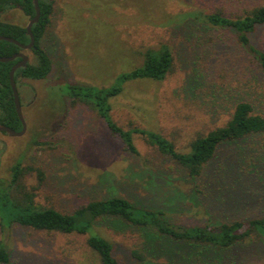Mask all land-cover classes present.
I'll use <instances>...</instances> for the list:
<instances>
[{
    "label": "rangeland",
    "instance_id": "1",
    "mask_svg": "<svg viewBox=\"0 0 264 264\" xmlns=\"http://www.w3.org/2000/svg\"><path fill=\"white\" fill-rule=\"evenodd\" d=\"M53 1L54 13L42 41L52 70L46 79L22 78L18 84L27 131L22 136L0 131V178L10 179L17 161L41 167L45 176L36 201L62 211L117 194L163 210L173 222L185 225L264 216V135L257 138L262 144L261 170L253 168L239 177L234 170L229 174L225 168L216 171L217 159L209 169L217 172L213 178L192 179L181 175L174 162L161 157L141 134L134 135L139 155L132 154L95 111L86 106L72 108L60 97L66 82L110 85L121 72L142 64L148 49L167 44L174 59L166 78L130 81L113 99L112 113L119 123L159 131L186 151L197 133L229 119L235 99L249 100L264 115V76L255 67L249 74L244 70L247 58L242 53L238 56L236 47L225 56L226 62L233 60L228 66L231 70H226L219 62L220 49L212 46L214 36L228 38L229 46L234 44L233 37L212 27L192 31L189 22L195 12L237 14L264 0ZM2 18L23 26L30 20L20 7L5 10ZM259 32L254 40L264 49V28ZM27 53L35 63V55ZM198 70L209 74L200 78L203 82L198 88L188 90L189 77ZM206 79L217 85L230 82L237 89L230 94L233 98L214 107L207 82L202 87ZM235 150L229 145L221 157L232 156ZM26 184H37L35 173L27 175ZM96 228L114 243L116 256L131 259L138 241L132 232H117L105 224ZM1 240L10 259L0 264H101L87 245L86 235L76 232L16 225L6 232L0 230ZM150 260L166 264L164 257ZM235 264H264L263 243L244 246Z\"/></svg>",
    "mask_w": 264,
    "mask_h": 264
},
{
    "label": "trees",
    "instance_id": "2",
    "mask_svg": "<svg viewBox=\"0 0 264 264\" xmlns=\"http://www.w3.org/2000/svg\"><path fill=\"white\" fill-rule=\"evenodd\" d=\"M39 5L40 18L32 26L35 45L29 50L35 55L36 62L29 60L25 66L15 71L17 85L22 78L46 79L52 70V59L42 41L51 23L54 1L39 0ZM14 7H20L30 18L35 15L34 0H0V35L29 43L26 26L2 18L5 10ZM189 22L192 31H207L212 27L233 37L234 44L230 43L229 46L226 42L228 38L221 36L219 39L214 36L212 45L220 49L219 54L223 56L219 62L226 70H231L228 66L233 60L229 58L226 62L225 56L236 47L239 50L238 56L242 53L247 58L248 64L244 70H248L249 74L255 67L264 76V49L254 40L264 28V4L237 14H226L221 10L195 12L193 17H189ZM199 22L204 26L199 25ZM20 51L24 50L16 43L0 40V55L11 56ZM20 59L17 57L11 61H0V124L16 130H21L22 123L15 105L10 70ZM173 59L172 50L167 44L159 49H148L142 64L121 72L112 84L98 86L86 82H66L60 97L72 108L86 106L95 111L110 133L117 136L124 149L132 154L139 155L134 135L141 134L161 157L171 159L177 171L189 178H213L217 172L210 173L209 169L217 159L215 170L225 168L227 174L234 170L240 177L253 168L261 170L262 144L257 138L264 135V115L257 113L249 100L232 101L233 111L229 119L206 133H197L189 141L186 151L180 150L174 140L159 131L132 122L125 126L114 118L113 99L125 91L126 85L138 79H165L172 68ZM194 74L196 75H191L188 80V90L191 91L198 88L199 82H203L200 78L205 79L209 71L206 74L204 70H198ZM206 82V88L213 96L214 107L228 102L233 98L230 94L234 89L237 90L230 82L217 85L209 83L207 79L202 87ZM229 145L236 147L233 155L221 157L222 150ZM33 173L37 177V184L28 186L27 175ZM44 176L41 167L17 161L11 167L10 179L0 178L1 232L12 230L17 225L48 232L84 234L87 245L98 255L101 264H155L150 260L152 257H164L166 264H235L244 246L254 241H261L264 245V216L247 220L234 219L216 225H185L173 222L163 210L138 205L130 198L117 194L91 199L72 211L44 206L36 201L37 190L41 187ZM98 224H105L117 232L127 230L136 236L138 241L131 249V259L116 256L114 243L97 230ZM9 259L8 247L1 240L0 263H6Z\"/></svg>",
    "mask_w": 264,
    "mask_h": 264
},
{
    "label": "water",
    "instance_id": "3",
    "mask_svg": "<svg viewBox=\"0 0 264 264\" xmlns=\"http://www.w3.org/2000/svg\"><path fill=\"white\" fill-rule=\"evenodd\" d=\"M34 6H35V15L30 18L28 24L26 25L27 33L30 37L29 43H22L13 37H10L7 35H0V40L3 39V40H8V41L14 42L24 50V51L17 52L11 56L0 55V61L1 62L11 61L17 57L21 58L19 61H17L12 66V68L10 70V81H11V86H12V90H13V94H14V100H15L17 113H18L19 118H20L21 123H22V128H21V130H16V129L8 126V125L0 124V131L6 132L11 136H22L27 131V123H26V120L24 118V114H23V110H22L21 97H20V93L18 90V85H17L16 80H15V71L19 67L25 66L29 62L30 57L26 51L31 50L35 45V35L32 31V26L34 23L38 22L39 18H40L41 9H40V5H39V0H34Z\"/></svg>",
    "mask_w": 264,
    "mask_h": 264
}]
</instances>
